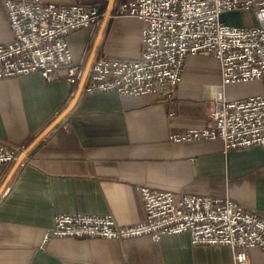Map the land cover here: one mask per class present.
Listing matches in <instances>:
<instances>
[{
	"label": "crops",
	"instance_id": "crops-1",
	"mask_svg": "<svg viewBox=\"0 0 264 264\" xmlns=\"http://www.w3.org/2000/svg\"><path fill=\"white\" fill-rule=\"evenodd\" d=\"M42 1L106 10L110 2ZM122 1H115L94 61L140 57L143 24L116 15ZM222 21L234 27L258 23L254 11L226 13ZM101 24L68 38L82 74ZM13 39L0 0V45ZM221 83L218 59L191 56L174 103L151 95L82 93L73 110L28 154L0 196V264H235L229 247L193 246L188 234L158 242L150 237L42 242L57 214L112 215L123 226L142 222L141 187L229 198L264 219V148L225 153L221 140H171L190 128L205 126L210 96L253 95L242 94L246 84L223 88ZM77 90L73 92L65 78L45 82L35 74L0 80V141L27 150L68 108ZM14 166L0 165V189ZM248 264H264V252L251 250Z\"/></svg>",
	"mask_w": 264,
	"mask_h": 264
},
{
	"label": "built area",
	"instance_id": "built-area-1",
	"mask_svg": "<svg viewBox=\"0 0 264 264\" xmlns=\"http://www.w3.org/2000/svg\"><path fill=\"white\" fill-rule=\"evenodd\" d=\"M4 7L14 39L0 45V80L30 74L45 82L65 78L76 92L82 72L68 38L78 30L99 26L106 11L100 6L42 0H4ZM236 11H254L258 23L234 27L222 21L224 14ZM115 12L143 24L140 57L97 58L83 93L151 95L174 103L187 59L214 57L220 62L223 88L261 82L263 92L236 99L214 97L205 126L190 128L171 140H221L225 153L264 148V0H123ZM25 150L0 141V165L14 164ZM139 193L145 209L142 222L123 226L112 215L57 214L53 226L45 230L43 244L52 239L141 237L158 242L188 234L193 246L229 247L235 264H248L253 249L264 252V219L236 201L149 187L139 188Z\"/></svg>",
	"mask_w": 264,
	"mask_h": 264
},
{
	"label": "water",
	"instance_id": "water-1",
	"mask_svg": "<svg viewBox=\"0 0 264 264\" xmlns=\"http://www.w3.org/2000/svg\"><path fill=\"white\" fill-rule=\"evenodd\" d=\"M115 1L116 0H110L107 10H106V16L101 24V28L100 31L98 33V37L95 41L94 47L92 49L89 61L87 63V66L85 68V71L83 72L82 76H81V80L79 83V87L77 90V93L75 95L74 100L72 101V103L68 106V108L27 148L26 151H24L20 157L18 158V160L15 162V166L13 168V170L11 171V173L8 175L7 179L5 180L4 184L2 185L1 189H0V196L2 195V193L4 192V190L6 189V186L8 185L10 179L12 178L14 172L18 169V167L23 163V161L27 158L28 154L38 145V143H40L75 107L78 99L80 98L81 94L83 93V89L84 86L87 82L93 61L96 57V54L98 52L102 37L104 35V31L106 29V26L110 20V18L112 17V13L114 11V7H115Z\"/></svg>",
	"mask_w": 264,
	"mask_h": 264
},
{
	"label": "rangeland",
	"instance_id": "rangeland-1",
	"mask_svg": "<svg viewBox=\"0 0 264 264\" xmlns=\"http://www.w3.org/2000/svg\"><path fill=\"white\" fill-rule=\"evenodd\" d=\"M102 8V7H101ZM102 11H106V7H105V9H104V7L102 8ZM246 85H248L247 87V89H246V91H244L242 94H253V95H258V94H260V93H262L263 92V85H262V83L261 82H255V83H248V84H246ZM175 98H176V96H175ZM214 97H209L206 101H207V103H208V105H210L211 106V104H212V99H213ZM174 101H175V99H174Z\"/></svg>",
	"mask_w": 264,
	"mask_h": 264
}]
</instances>
